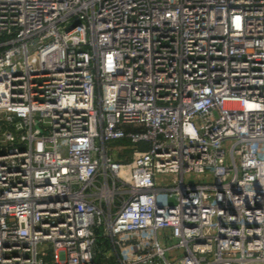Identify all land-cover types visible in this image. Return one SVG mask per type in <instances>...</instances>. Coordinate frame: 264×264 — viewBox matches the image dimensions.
<instances>
[{
	"label": "built area",
	"instance_id": "2783aa9c",
	"mask_svg": "<svg viewBox=\"0 0 264 264\" xmlns=\"http://www.w3.org/2000/svg\"><path fill=\"white\" fill-rule=\"evenodd\" d=\"M0 264H264V0H0Z\"/></svg>",
	"mask_w": 264,
	"mask_h": 264
},
{
	"label": "rangeland",
	"instance_id": "374dc122",
	"mask_svg": "<svg viewBox=\"0 0 264 264\" xmlns=\"http://www.w3.org/2000/svg\"><path fill=\"white\" fill-rule=\"evenodd\" d=\"M185 180L187 184H193L196 182V179L193 175L190 177H186ZM162 185H165V183H163ZM157 200L159 204L163 205H174L176 203L175 199L173 197H168L167 194H159Z\"/></svg>",
	"mask_w": 264,
	"mask_h": 264
}]
</instances>
